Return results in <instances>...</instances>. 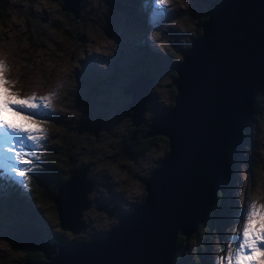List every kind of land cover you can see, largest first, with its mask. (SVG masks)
I'll return each instance as SVG.
<instances>
[{"label": "rangeland", "instance_id": "374dc122", "mask_svg": "<svg viewBox=\"0 0 264 264\" xmlns=\"http://www.w3.org/2000/svg\"><path fill=\"white\" fill-rule=\"evenodd\" d=\"M151 1L79 0L78 17H74L62 10L57 0H6L7 15L0 18V60L8 67L7 80L14 82L9 87L22 97L56 95L51 99L52 108L34 117L47 130V141L38 152L41 159L33 158L37 167L30 179L21 184L0 174V264L29 262L21 248L7 244L12 226L32 225L55 241L53 235L64 241L78 240L85 233L97 237L141 201L142 179L162 157L164 141L135 152L131 161L113 157L117 141L128 132L125 107L130 95L122 92V87L145 72L152 84L143 120L146 114L151 117L166 110L171 102L167 71L178 58L175 53L181 55L196 35L200 18L216 0H167L165 12L156 10L159 6ZM142 3L150 7L149 14L142 15ZM169 14L175 19L167 24L163 19ZM151 17L162 24L159 45L149 41L156 35L151 26L147 31ZM98 115L103 129L94 135ZM51 150L53 157L49 158ZM73 165L87 166L85 177L94 183L88 193L91 205L115 204L110 217L90 205L81 214L86 228L76 234L60 230L50 212L52 203L34 204L36 195L31 190L36 177L43 186H57L53 173L64 175ZM230 179L222 191L219 210L214 204L211 207L219 211L218 221L202 230L199 241H187L186 249L196 246L203 264H226L222 258L227 257L229 245L238 233L242 235L241 226L247 222L242 208L258 203V199L264 204V88L242 137ZM202 221L192 232L199 235L196 226ZM183 259L193 264L190 252Z\"/></svg>", "mask_w": 264, "mask_h": 264}, {"label": "water", "instance_id": "95a60500", "mask_svg": "<svg viewBox=\"0 0 264 264\" xmlns=\"http://www.w3.org/2000/svg\"><path fill=\"white\" fill-rule=\"evenodd\" d=\"M59 2L78 17L79 0ZM201 29L173 65L174 105L156 112L141 136L164 135L169 147L144 179L142 200L104 235L88 240H50L36 227L22 226L9 240L42 253L44 259L31 264H176V235L187 237L205 219L216 192L225 189L252 104L264 87V0H218ZM129 81L122 92L131 93V100L133 90L139 96L138 103L127 104L137 126L152 78L141 72ZM97 118L95 135L101 128ZM139 131L135 127L122 141L123 155L132 152ZM86 170L71 167L52 196L59 226L72 234L85 230L81 214L92 203L88 193L94 185ZM91 206L107 217L114 210L102 202Z\"/></svg>", "mask_w": 264, "mask_h": 264}, {"label": "snow or ice", "instance_id": "6c2138e0", "mask_svg": "<svg viewBox=\"0 0 264 264\" xmlns=\"http://www.w3.org/2000/svg\"><path fill=\"white\" fill-rule=\"evenodd\" d=\"M163 6L167 0H152ZM8 67L0 60V174H6L23 184L41 159L38 152L47 141V130L34 119L43 116L42 110L52 108L56 93L38 97L35 93L20 96L9 87ZM35 158V160L33 159ZM229 245L226 264H264V204L253 202L247 213V222L241 226Z\"/></svg>", "mask_w": 264, "mask_h": 264}, {"label": "trees", "instance_id": "16d2710c", "mask_svg": "<svg viewBox=\"0 0 264 264\" xmlns=\"http://www.w3.org/2000/svg\"><path fill=\"white\" fill-rule=\"evenodd\" d=\"M52 1H55V0H52ZM58 2V6L59 5V0H57ZM215 2V1H214ZM212 4H213V1H212ZM7 2L6 0H0V18L1 17H5L7 15V11H6V8H7ZM210 10H208V13H209ZM208 13L203 15L201 18H200V21L198 23V25H196V35H199L202 31L201 27H202V24L204 21L207 20L208 18ZM190 43H186L184 48L185 47H189ZM176 55H178V58L175 60L174 63H177V61H181L182 60V57L180 54H177L175 53ZM174 57V56H173ZM131 73L128 71V74ZM168 75H170V80H169V85H168V91L170 92V96H171V104L169 103V107L173 106L174 105V100H173V97L174 95L176 94V86L172 83V81L174 80V78L177 76V72L176 70L172 67L170 69H168L167 71ZM258 95H256L255 97V100L252 104V111H251V114L249 116V121L251 120V117H252V114H253V111L256 107V101L258 99ZM125 107V106H124ZM125 110L126 112H131L130 110H128L126 107H125ZM152 117V116H151ZM151 117H149V115L147 116V114L145 115V118H146V121L143 120V115H142V120L139 122V124L137 126H135L134 124H132L129 116H128V132L126 133V135H121L119 140L120 141H117L116 143V149L114 150V158H116L117 156L122 158V159H126L128 161H131V158L135 152H140V151H143V150H146L148 149L149 147L153 146V143L155 142H159V141H164V144H163V154L162 156L168 151L169 147H168V138L164 135H160V134H150V135H146L144 137H141L144 132H145V129H146V122H149L151 121ZM81 125H84V123H80ZM71 125L73 126V124L71 123ZM248 125H249V122H248ZM79 126V125H78ZM139 128L140 131L137 133V137H136V141L132 147V152L129 154V155H123L122 152H121V148H122V141L124 142H127V136L129 135L130 131L134 128ZM248 128V126H247ZM247 128L244 130L243 132V135L245 134V132L247 131ZM93 129H94V126H93ZM92 129V130H93ZM101 131V129H100ZM94 134V133H93ZM97 134V133H96ZM95 135V134H94ZM93 135V137H95ZM120 152V153H119ZM47 155L49 156V158H52L53 157V152L52 150L51 151H48L47 152ZM114 158H112L113 162H115ZM50 163H48L49 165ZM158 160L155 162V166H158ZM77 165V164H76ZM76 165H73L72 167L76 166ZM71 168V167H70ZM69 168V169H70ZM68 169V170H69ZM154 169V168H153ZM152 169V170H153ZM67 170V173H65L64 175H59V174H55V172L53 173V178L57 180V182H59V184L61 182H64L68 175H69V172ZM149 173H146V175L144 176L146 178V176H148ZM142 179V184L144 185V179ZM33 179V178H32ZM60 179V180H59ZM34 183L32 185V193H34L36 195V199L33 200V203L35 204V202H48V203H52V206H53V209L50 210V212H52L54 215V217L56 218V222H57V226L59 227L60 230H64L62 229L59 224H58V219H57V211H56V208H55V202L53 201L52 199V196L56 193V185L53 184V186H47V184H45V186L41 185L42 183L39 181V179L36 177L35 179H33ZM146 194V191L143 187V192H142V196H141V200L143 198V196ZM224 195L220 190H218L214 196V202H213V206H214V209L216 210H219V203H220V198L221 196ZM133 209V208H132ZM96 210V209H95ZM98 211V210H97ZM99 212H103V211H99ZM218 212L219 211H214L212 209H209L207 210V214H206V218L204 219V221H202L201 223H199L197 226H196V230H200L199 232V235H197V233L194 231L192 232L191 234H189L186 238L185 235H179L177 234L176 235V241L179 242L180 244V252L179 254L175 257V262L176 264H190V262H188L187 259H183L184 261L182 262L180 259L182 258V256H184L186 254V252H190L191 253V256H192V259L194 260L193 261V264H203V260H202V257L200 256L199 252H198V249L196 246H194L192 249H189L187 250L186 249V246H187V241L188 240H195L197 239V241H199V239H201V237H203V234H202V230L207 227L209 224L211 223H215L218 221ZM106 216L107 214L105 212H103ZM9 224H7L8 226ZM29 225V224H28ZM22 226L24 225H20V226H12L11 229L8 231V235H7V244L8 246L12 247V248H15V247H18L17 245L13 244L9 238L14 235L16 233V231L21 228ZM48 238L51 237L50 235L44 233ZM105 233H103L104 235ZM45 236V237H46ZM53 237L56 239V241H64L63 238L60 236V235H53ZM94 238L93 236H90V235H87L86 233L85 234H82L81 237L78 239L80 241L82 240H88V239H92ZM50 239V238H49ZM182 247V248H181ZM22 249V251L25 253V255L27 256V258L29 259V262L27 264H31L35 261H41L44 259L42 253L38 250H32V249H26V248H23V247H19ZM186 250V251H184Z\"/></svg>", "mask_w": 264, "mask_h": 264}, {"label": "bare ground", "instance_id": "6f19581e", "mask_svg": "<svg viewBox=\"0 0 264 264\" xmlns=\"http://www.w3.org/2000/svg\"><path fill=\"white\" fill-rule=\"evenodd\" d=\"M152 2V1H151ZM168 5V2H166V4L165 5H163V6H159L158 7V9H156V10H160V11H166L167 10V6ZM154 6V5H153ZM157 6V5H156ZM155 7V6H154ZM177 9V8H176ZM130 83V82H129ZM264 83V80H262L261 81V84H260V86L262 85ZM152 84V81L150 82V85ZM132 86H135V84H132ZM131 86V87H132ZM127 95H130V100H131V93H128ZM133 95H134V97H133V99L129 102V104H131L132 102H135V104L136 103H138L139 102V96H138V94H137V97H136V95H135V93H134V90H133ZM148 99V98H147ZM146 99V100H147ZM146 100H145V104H144V111H145V109H146ZM126 108L128 109V110H130V111H132V109L130 108V107H128V106H126ZM143 111V112H144ZM143 115V114H142ZM94 126V125H93ZM136 141V140H135ZM231 180V179H230ZM229 183V182H228ZM228 183H227V185H228ZM226 188H227V186H226ZM225 188V189H226ZM225 191V190H224ZM249 208H250V206H248L247 204H245L244 205V207L242 208L243 209V211H244V213H245V215L247 216V213H248V210H249Z\"/></svg>", "mask_w": 264, "mask_h": 264}, {"label": "flooded vegetation", "instance_id": "af4514ba", "mask_svg": "<svg viewBox=\"0 0 264 264\" xmlns=\"http://www.w3.org/2000/svg\"><path fill=\"white\" fill-rule=\"evenodd\" d=\"M127 113L129 114L130 112L127 111ZM128 114H127V115H128ZM102 129H103V126H102V128H101V131H102ZM92 182H93V181H92ZM93 185H94V183H93ZM93 187H94V186H93ZM95 203H96V202H95ZM102 203H105V202H102ZM105 204L108 205V206H109V205H110V206H113V209L115 210V204H113V203H112V204L105 203ZM114 210H113V212H114Z\"/></svg>", "mask_w": 264, "mask_h": 264}, {"label": "clouds", "instance_id": "9594fccd", "mask_svg": "<svg viewBox=\"0 0 264 264\" xmlns=\"http://www.w3.org/2000/svg\"><path fill=\"white\" fill-rule=\"evenodd\" d=\"M216 1H218V0H216ZM216 1H215V2H216ZM174 19H175V17H174ZM195 36H197V35H195ZM195 36H193V37L191 38V40H192ZM161 40H162V39H161ZM161 40H160V42H161ZM191 40H190V41H191ZM190 41H189V42H190ZM189 42H188V43H189ZM183 49H184V48H183ZM183 49H182V50H183ZM181 52H182V51H181ZM177 62H178V61H177ZM174 64H175V63H174ZM172 67H173V66H172ZM263 88H264V87H263ZM263 88H262V89H263ZM149 89H150V88H149ZM262 89H261V90H262ZM148 92H149V91H148ZM260 92H261V91H260ZM260 92H259V93H260ZM168 108H169V107H168ZM168 108H167V109H168ZM155 113H156V112H155ZM146 123H147V122H146ZM232 176H233V175H232Z\"/></svg>", "mask_w": 264, "mask_h": 264}]
</instances>
